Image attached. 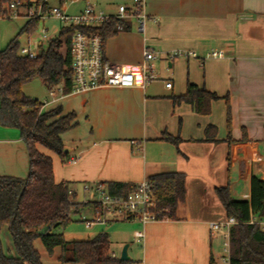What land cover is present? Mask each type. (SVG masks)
<instances>
[{
    "label": "crops",
    "instance_id": "0c3cea01",
    "mask_svg": "<svg viewBox=\"0 0 264 264\" xmlns=\"http://www.w3.org/2000/svg\"><path fill=\"white\" fill-rule=\"evenodd\" d=\"M143 2V30L135 17L122 21V28L105 42L104 57L113 64L139 65L144 51H153L158 55L153 66L166 64L168 77L157 76L158 82L145 88L48 94L44 111L61 107L63 115L75 114L77 126L61 136L73 161L63 164L57 155L40 152L52 159L54 181L65 183L78 203H89L82 210L94 215L90 204L95 196L84 192V185H137L155 174H183L186 220L130 221L131 239L121 233L115 247L129 244V264H216L223 232L212 231L210 224L227 218L214 189L228 185L234 199L248 200L251 176L264 180V0ZM121 5L131 9L132 0H120ZM176 50L194 52L198 59L169 60L167 54ZM212 51L223 57L203 59ZM166 82H171L170 90ZM188 85L218 97L208 114H197L181 99ZM208 127L213 128L209 142ZM165 135L178 139L177 146L165 141ZM28 163L19 132L0 127V176L25 179ZM79 193L89 201L80 202ZM137 232L144 235L141 241ZM0 243L6 256L18 257L7 226L0 230ZM33 245L40 258L47 255L40 240ZM53 254L59 261L60 249ZM111 254L118 259L115 251Z\"/></svg>",
    "mask_w": 264,
    "mask_h": 264
},
{
    "label": "trees",
    "instance_id": "16d2710c",
    "mask_svg": "<svg viewBox=\"0 0 264 264\" xmlns=\"http://www.w3.org/2000/svg\"><path fill=\"white\" fill-rule=\"evenodd\" d=\"M8 0H0L1 3ZM60 7L62 0L59 1ZM36 21L27 22L17 36L0 50V127L19 132L28 154V174L25 179L0 176V230L8 227L17 258L4 254L0 243V264H42L40 254L33 243L40 240L51 256L55 248L61 251L60 264H129L112 259L110 239L100 233L86 241H67L63 231L71 222L70 216L88 207L80 204L74 194H68L63 182L56 183L52 159L40 152L44 149L59 157L61 163L69 161L64 154L61 136L77 126L74 113L62 114L61 107L43 110V103L27 97L22 88L35 78L43 81L48 90L62 86L69 93L73 84L69 46L76 30L60 29L59 36L48 43L47 49L35 59L18 54V36L31 32ZM122 21L112 20L99 28H86L85 32L97 34L105 44L122 28ZM190 104L197 114L209 113V106L218 97L196 86L188 85L181 98ZM229 116V114H228ZM229 120V117H228ZM206 129V141H212ZM165 141L177 146L179 140L165 135ZM157 209L161 218L173 222L185 221V177L180 173H161L148 176ZM103 185V184H100ZM110 195L126 196L136 185L108 183ZM214 192L222 205L227 219L236 224L229 229V264H264V230L257 224L264 222V180L252 175L249 199H234L229 186L216 187ZM99 214L96 205L90 204ZM251 221L256 223L251 224ZM48 227L39 235L38 231Z\"/></svg>",
    "mask_w": 264,
    "mask_h": 264
},
{
    "label": "built area",
    "instance_id": "2783aa9c",
    "mask_svg": "<svg viewBox=\"0 0 264 264\" xmlns=\"http://www.w3.org/2000/svg\"><path fill=\"white\" fill-rule=\"evenodd\" d=\"M82 0H72L71 3ZM132 8L128 9L125 5L118 7L117 14L112 16L96 10L94 6L86 2L84 8L70 15L58 7H46V3H30L28 0H14L7 3L0 2V18H15L22 16L18 12L19 8L25 9L24 17L32 22L45 19L57 20L66 25V27L76 28L70 42L69 52L71 57V72L73 84L71 92L81 93L98 88H132L139 86L145 88L149 83L156 81L153 74V63L157 60V53L145 50L143 53V62L139 65H118L110 63L104 57V44L102 38L97 34L85 32L86 28H99L112 20L124 21L127 18L135 17L139 20V29L143 30L146 15L144 14L143 0H132ZM155 22V20L153 19ZM43 39H47L46 30L42 31ZM18 54L29 59L37 57L30 48H19ZM169 60L177 58L198 59L196 53L184 50L170 52L166 56ZM223 53L219 51L207 52L203 59H220ZM165 88H172L171 82L165 83ZM63 94L62 86L49 90V95L55 93ZM73 161L72 159L69 162ZM256 161H260L256 157ZM67 187V186H66ZM84 192H90L95 196L94 205L99 210L98 215H94L93 220L83 219L85 229H90L95 223L108 222L110 219H123L135 221L141 225L164 221L161 218L162 210L157 209L155 199L152 195L150 185L143 181L126 196L110 195L106 187L100 184L82 186ZM68 194L73 191L68 189ZM246 199V197H245ZM256 223L251 221V224ZM233 218L226 219L220 224H210V229L214 232L222 231L225 240L224 248L227 253L222 261L229 264V229L235 225ZM264 230V222H259ZM138 241L144 237L142 232L135 233ZM112 259H116L111 254Z\"/></svg>",
    "mask_w": 264,
    "mask_h": 264
},
{
    "label": "rangeland",
    "instance_id": "374dc122",
    "mask_svg": "<svg viewBox=\"0 0 264 264\" xmlns=\"http://www.w3.org/2000/svg\"><path fill=\"white\" fill-rule=\"evenodd\" d=\"M11 1L14 0H8L3 3L5 4ZM71 1L72 0H63L60 7L59 0H30V2L33 4L40 2L46 3V7H58L63 11H66L70 15H74L79 12L84 7L86 1L90 2L91 4H95L100 10L111 12H113L114 10L116 12L118 9V5L120 4V0H85L76 2L74 4H72ZM111 4L112 6H110ZM18 12L22 16L15 18H0V50H3L7 46V44L17 36L20 28L23 27L27 22V19L23 17V15H25V9L19 8ZM64 27H66L65 24L53 19L36 21L34 28L30 33L24 31L18 36L17 40L19 43V48L30 46L28 48H30V50L34 54H40L47 49L48 43L51 40L59 36L60 29ZM43 30H46L47 39H43ZM165 65L166 64L162 63L160 67L155 64L153 74L155 75L156 79L158 78L157 76H159V78L168 77L165 76V73L168 72L166 69H164V67L166 68ZM155 82L158 81L156 80L151 83ZM151 83H149L148 85H150ZM22 91L30 99L38 100L41 103H43L44 100H49V90L45 87L42 80L39 78H35L30 83L24 85ZM78 198L82 203H86L89 201L88 195L83 196L81 193L78 194ZM84 218L89 221L93 220L94 214L87 210H82L79 213L72 214L70 216L71 222L63 231H60L63 234L65 240L86 241L88 239L94 238L100 233H106L110 239L109 252L111 253L112 250L115 251L117 257L119 258L123 245H121L119 248H116L115 242L120 237V235H122L121 233H124L125 236H130L131 239L133 233L131 228L132 223L130 221H128V223L124 221L112 222L110 219L111 217H107L108 222H105L103 224L95 223L92 228L85 229L83 222ZM223 243H225L224 239ZM226 256L227 253L223 244V246L218 249L217 255L215 257L216 264H226L222 261V258ZM41 262L42 264H60L58 258H56L54 254L51 256L44 255L41 258Z\"/></svg>",
    "mask_w": 264,
    "mask_h": 264
},
{
    "label": "water",
    "instance_id": "95a60500",
    "mask_svg": "<svg viewBox=\"0 0 264 264\" xmlns=\"http://www.w3.org/2000/svg\"><path fill=\"white\" fill-rule=\"evenodd\" d=\"M64 154H67L68 153V150L66 148H64ZM48 230V227H44L42 228L40 231H38V234L39 235H42L44 234L46 231ZM128 247H129V244H125L123 247H122V250H121V253H120V256H119V261L121 262H128L130 259H129V256H128Z\"/></svg>",
    "mask_w": 264,
    "mask_h": 264
}]
</instances>
